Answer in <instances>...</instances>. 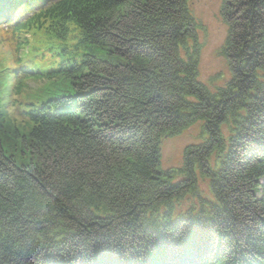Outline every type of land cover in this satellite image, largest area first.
I'll return each instance as SVG.
<instances>
[{
  "label": "trees",
  "instance_id": "trees-1",
  "mask_svg": "<svg viewBox=\"0 0 264 264\" xmlns=\"http://www.w3.org/2000/svg\"><path fill=\"white\" fill-rule=\"evenodd\" d=\"M188 2L45 11L76 39L59 67L75 95L0 122V264H264V0H225L232 77L214 89ZM197 120L205 137L163 169L162 141Z\"/></svg>",
  "mask_w": 264,
  "mask_h": 264
},
{
  "label": "rangeland",
  "instance_id": "rangeland-1",
  "mask_svg": "<svg viewBox=\"0 0 264 264\" xmlns=\"http://www.w3.org/2000/svg\"><path fill=\"white\" fill-rule=\"evenodd\" d=\"M222 4L223 0H190L188 2V8L196 19L191 38L187 39L196 41L189 43L188 51L193 52L195 48L198 50L200 80L211 87L227 84L232 75L228 60L221 55V48L227 36V25L222 14ZM57 49L61 51L62 47ZM5 53L9 57L16 54L10 43H0V55ZM37 84L43 86V82L39 81ZM4 85H6L5 80L0 79V90ZM11 99L12 97H8L3 101L11 102ZM42 101L40 100V102ZM199 132L200 124L194 123L174 137L164 139L161 143L162 168H179L182 164L185 147L197 141ZM11 142L16 151H20V146L15 145L14 141Z\"/></svg>",
  "mask_w": 264,
  "mask_h": 264
}]
</instances>
